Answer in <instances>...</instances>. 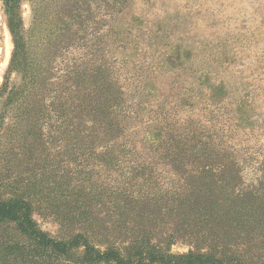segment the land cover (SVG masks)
Returning a JSON list of instances; mask_svg holds the SVG:
<instances>
[{
  "label": "rangeland",
  "instance_id": "rangeland-1",
  "mask_svg": "<svg viewBox=\"0 0 264 264\" xmlns=\"http://www.w3.org/2000/svg\"><path fill=\"white\" fill-rule=\"evenodd\" d=\"M16 1L31 84L12 65L0 0V204H25L34 232L50 241L79 239L141 264L189 254L264 264V0ZM98 39L112 45L120 83L137 75L126 97L137 105L138 156L150 157L152 145L173 148L171 158L145 165L149 177L115 180L112 168L81 161L100 162V149L68 143L73 69ZM195 145L198 157L212 151L207 163L217 173L179 176L178 163H198L196 151H182ZM35 243L0 219V264L84 258L80 247L56 261Z\"/></svg>",
  "mask_w": 264,
  "mask_h": 264
},
{
  "label": "trees",
  "instance_id": "trees-1",
  "mask_svg": "<svg viewBox=\"0 0 264 264\" xmlns=\"http://www.w3.org/2000/svg\"><path fill=\"white\" fill-rule=\"evenodd\" d=\"M16 5V0H4L5 12L9 18L15 44L13 54L14 62H12V65H22L21 73L23 76V86L27 87L31 84V72L27 71L28 65L25 64V59L27 57L26 46L29 44L24 41V39L28 37H24L19 28ZM103 41L104 40L100 41L98 39L96 44H93V50L79 57V63L73 69L76 77L75 131L73 133L74 137L69 139L68 143L71 142L78 147L79 150L87 151L92 154L96 153L97 149H100V153H103L101 156L97 157L100 162H96L97 159H91L92 157L87 159L83 158L81 161L85 162L87 165L89 162H92V167L98 170L105 167L112 168L113 174H115L113 179L115 180L124 179L123 177L127 176L129 173L132 174L131 177H126L125 179L132 180L134 176L136 178H138V176L149 177L150 175H146L144 172V169H146L144 168L145 165L153 167V164H156L154 160L157 157V160L164 157L169 158L173 153V148L168 143L164 153H159V151H161L159 145H152V147L147 149L149 151H147L148 153L146 155L150 156L152 154V157L141 159L138 156L137 146H139L140 142L136 139L137 132L131 131L137 123V111H133L137 105L133 103V95L129 98L126 97L127 91H129L127 87L129 83L132 85L135 84L137 75L135 74L132 77L125 75L123 82L120 83L119 78L121 76L118 74L119 69L116 68V60L110 56L112 45H109V43L107 45L102 44ZM138 87L139 86H136V88ZM191 134L192 133L187 132V135ZM212 136L218 138L216 135L212 134ZM192 137L193 134L189 136V139L191 140ZM185 139L187 140V137ZM187 144L189 143H186V145ZM199 144L202 145L201 143ZM205 147L202 148L205 150ZM194 148H196V145L193 146V149H191L192 151L186 148H183L182 151L192 153L196 151ZM205 151L201 153L199 157L197 152H201V149L197 150L195 155H192L199 159H197L198 163L196 164H192L191 162L190 168L185 163H178L180 168L183 169V172L179 176L181 177L184 175L189 169L190 173H192V168H196L195 172L199 175L216 172L217 169L211 168V166L215 164L207 163L213 156L212 151L208 153ZM217 151L221 153L223 149ZM126 163L130 164L128 168L130 171L123 173L119 169ZM177 166L175 170L180 171ZM123 168L125 169L126 167L124 166ZM137 170L139 171L137 172ZM216 188H220L219 185H216ZM216 190L217 189L214 188L212 192ZM229 191L231 192L230 189ZM229 195L233 194L229 193ZM229 195H227V197ZM0 219H9L12 222L18 223L21 232L28 234L30 237L34 238L35 241L39 242L35 243L37 246L47 249L51 253H56L51 256L56 261H61L60 255L65 256L82 247L83 260L72 264H141V261L133 262L122 258L117 255L113 249H108L105 252L96 251L83 241L80 242L79 239L69 244L48 240L43 234L34 232L33 222L28 216L27 206L22 202L1 203ZM31 258L33 261H31V264H50V261H46V259H39L33 256ZM34 258H36V260H33ZM163 258L160 259L159 262L164 264H241L233 260H216L209 258V256L194 258L190 254L180 257H167V259Z\"/></svg>",
  "mask_w": 264,
  "mask_h": 264
}]
</instances>
